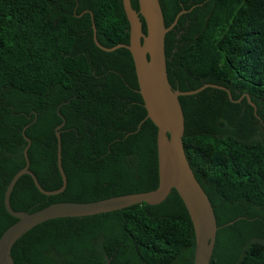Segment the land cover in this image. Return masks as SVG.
<instances>
[{
  "label": "trees",
  "instance_id": "1",
  "mask_svg": "<svg viewBox=\"0 0 264 264\" xmlns=\"http://www.w3.org/2000/svg\"><path fill=\"white\" fill-rule=\"evenodd\" d=\"M168 80L180 96L183 147L217 221L210 264H264V0H159ZM131 4L138 11L137 0ZM142 31L146 33L145 23ZM122 0H0V236L17 221L4 194L25 164L14 211L93 202L158 186L157 128L146 118ZM256 106V114L250 105ZM188 212L173 189L136 204L43 222L16 241L13 264H193Z\"/></svg>",
  "mask_w": 264,
  "mask_h": 264
},
{
  "label": "water",
  "instance_id": "2",
  "mask_svg": "<svg viewBox=\"0 0 264 264\" xmlns=\"http://www.w3.org/2000/svg\"><path fill=\"white\" fill-rule=\"evenodd\" d=\"M137 2L138 11L133 8L131 0H122L123 10L129 24V43L127 45H118L113 48L101 46L96 38L94 24L92 25L93 39L102 50L112 51L124 47L131 54L138 82V92L147 113L146 118L150 119L157 128L158 186L148 192L115 196L93 202H58L31 213L14 211L10 206V195L15 183L22 175H29L36 188L48 196L63 192L67 186V177L61 161L59 130L65 125V119L60 113V105L57 108V114L62 122L56 127L55 133L57 137V167L62 185L52 191L44 190L41 187L37 177L29 169L27 150L30 141L28 140V145L24 150L26 164L13 176L4 194L5 209L17 221L0 236V264H13L11 259L13 245L29 230L43 222L57 218L108 213L140 203L157 205L163 202L173 189L182 200L193 226L195 239L193 264H210L218 226L211 202L197 181L186 157L182 141L185 119L179 97L197 94L205 88L226 91L230 100H232L231 94L225 87L210 83L190 91L173 89L167 74L165 35L176 24L179 16L186 11L178 13L172 25L166 27L159 0H137ZM140 17L145 23L146 33L142 31ZM248 101L254 109L255 116L258 117L256 106L249 98Z\"/></svg>",
  "mask_w": 264,
  "mask_h": 264
}]
</instances>
